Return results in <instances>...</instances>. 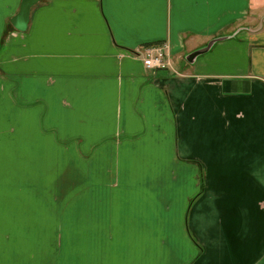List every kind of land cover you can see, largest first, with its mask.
<instances>
[{"label": "crops", "instance_id": "1", "mask_svg": "<svg viewBox=\"0 0 264 264\" xmlns=\"http://www.w3.org/2000/svg\"><path fill=\"white\" fill-rule=\"evenodd\" d=\"M99 6L0 0V264H264V0Z\"/></svg>", "mask_w": 264, "mask_h": 264}, {"label": "water", "instance_id": "2", "mask_svg": "<svg viewBox=\"0 0 264 264\" xmlns=\"http://www.w3.org/2000/svg\"><path fill=\"white\" fill-rule=\"evenodd\" d=\"M41 0H25V9L23 12H21V9L19 8V11L16 15H14L11 18V24L13 25V27L20 31V32H25L28 30L29 28V24L31 21V12L32 9L40 2ZM212 45V43H210V45H208L207 47L200 49L198 51H195L194 53L190 54L187 59L191 62L194 61V59L206 52L210 46Z\"/></svg>", "mask_w": 264, "mask_h": 264}, {"label": "built area", "instance_id": "3", "mask_svg": "<svg viewBox=\"0 0 264 264\" xmlns=\"http://www.w3.org/2000/svg\"><path fill=\"white\" fill-rule=\"evenodd\" d=\"M144 64L150 69H165L172 67L170 55L164 47H152L144 57Z\"/></svg>", "mask_w": 264, "mask_h": 264}, {"label": "rangeland", "instance_id": "4", "mask_svg": "<svg viewBox=\"0 0 264 264\" xmlns=\"http://www.w3.org/2000/svg\"><path fill=\"white\" fill-rule=\"evenodd\" d=\"M259 14L260 13H251L250 15L252 16V17H254V16H259ZM261 14H263L264 15V10L261 12ZM252 25H248V24H246V28L248 29V27H251L252 29H259V27H261V26H264L263 24H264V20H263V22H261V24L260 23H258V21H256L255 23H251ZM115 138V137H114ZM63 188H60V192H64V195L62 196V197H67L66 196V194H65V192L67 193V191H65L66 190V187H68V185L66 184V185H61ZM82 187V185H75V188H77V190L78 189H80ZM50 188H52V185L51 184H49V187H48V189H50ZM76 190V191H77ZM51 193V192H50ZM54 194V193H53ZM53 194H51L50 195V197H49V199H51L52 197H54V195ZM61 193H60V197H61ZM45 196H47V193H45ZM65 202V201H64ZM52 205V204H51ZM51 205L50 204H47V209H46V207H45V205H44V208H43V213L44 214H46V212H47V214H50L51 213ZM53 210V209H52ZM59 212H60V215L61 214H63V213H65L66 211L65 210H59ZM49 217H50V215H49ZM46 221V217L44 216V219H43V224H44V222ZM47 257H49L50 258V255H48V254H46V252H45V250H44V264H49V260H48V258ZM48 260V261H47ZM46 261H47V263H46Z\"/></svg>", "mask_w": 264, "mask_h": 264}, {"label": "snow or ice", "instance_id": "5", "mask_svg": "<svg viewBox=\"0 0 264 264\" xmlns=\"http://www.w3.org/2000/svg\"><path fill=\"white\" fill-rule=\"evenodd\" d=\"M45 2L47 3V0H45ZM19 6L21 9V12H23L25 9V0H19ZM98 11L103 16V14H104V0H100V6H99ZM103 18H106V16H103ZM4 22H5V17L3 15H0V29L3 28ZM0 175H2V159H0ZM3 196H4L3 186L0 185V200L3 199ZM8 238H9L8 233L0 234V243L7 240Z\"/></svg>", "mask_w": 264, "mask_h": 264}]
</instances>
